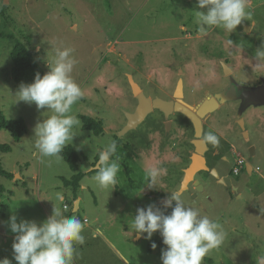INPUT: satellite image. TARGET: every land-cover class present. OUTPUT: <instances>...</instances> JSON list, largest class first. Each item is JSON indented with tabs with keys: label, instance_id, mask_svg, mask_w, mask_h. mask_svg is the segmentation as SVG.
Listing matches in <instances>:
<instances>
[{
	"label": "rangeland",
	"instance_id": "rangeland-1",
	"mask_svg": "<svg viewBox=\"0 0 264 264\" xmlns=\"http://www.w3.org/2000/svg\"><path fill=\"white\" fill-rule=\"evenodd\" d=\"M248 4L250 18L227 33L217 27L201 31L196 11L206 13L208 9L199 8L198 0H0V111L9 121L23 120L28 129L16 141L10 130L0 128V145L12 148L0 150V170L20 175L0 177L6 188L0 206L8 207L6 215L0 209V259L18 264L12 248L15 234L9 227L12 215L17 222L42 223L53 214L54 203L63 212L69 204L73 211L79 200L76 217H87L90 223L89 228L84 224V240L76 245L74 264H128L124 257L129 264H162L159 255L167 246L159 255L158 251L150 253L147 248L155 233L151 239L140 237L131 222L137 208L162 205L169 192L183 187L185 203L199 208L224 232L221 245L211 249L202 264H264V106L246 109L242 116L245 128L239 120L236 123L240 107L233 101L204 117L202 135L213 132L219 144H207L208 168L192 178L188 170L193 163L196 127L190 119L175 112L167 126L157 110L138 122L132 119L140 105L132 79L146 97L165 99L183 80L184 99L193 105L205 93L225 88L230 77L246 86L262 83L264 64H258L255 53L264 46V0H248ZM18 40L33 52L45 73L50 70L48 63L55 60L57 47L74 49L77 63L72 75L83 95L72 106V113L79 119L80 115L101 119L105 131L97 136L85 130L80 119L76 136L67 146L80 154L81 170L91 172L107 145L117 138L129 145L117 153L121 170L115 189H101L93 180L95 173L83 179L76 195L64 185L62 178H71L73 171L62 156L34 155L35 126L52 113L18 101L19 86L29 84L16 82L12 74L11 54ZM245 139L254 144L256 158L246 146L241 147ZM232 143L234 150L238 144L233 162L237 157L248 158L257 171L255 190L240 187L233 197L212 173L216 169L224 174L217 152L227 154ZM152 166L164 171L157 187L149 189L146 170ZM197 182L203 191L197 190ZM57 193L63 195V204L56 201Z\"/></svg>",
	"mask_w": 264,
	"mask_h": 264
},
{
	"label": "clouds",
	"instance_id": "clouds-1",
	"mask_svg": "<svg viewBox=\"0 0 264 264\" xmlns=\"http://www.w3.org/2000/svg\"><path fill=\"white\" fill-rule=\"evenodd\" d=\"M198 7L208 9L206 13L196 11L202 32L217 27L232 33L251 16L248 0H198ZM255 56L258 64H264V46L256 50ZM76 63L72 47H57L54 62L48 63L50 70L43 76L38 72L34 82L19 86L16 93L18 101L34 103L38 109L47 108L52 113L35 126L34 155L60 159V154L76 136L74 130L81 125V121L72 113V106L83 95L72 75ZM202 141L217 146L219 137L208 132ZM116 153L117 144L114 141L99 153L93 180L101 189H115L118 184L121 164L119 156L113 159ZM163 171L159 166L149 167L146 170V187H157V180ZM169 193L162 205L164 209H172L170 214H165L155 204L139 207L131 228L138 236L146 233V239L160 232L163 244L167 246L162 250V264H202L208 252L221 245L224 232L216 221L202 214L199 208L185 203L183 187ZM55 199L63 204L61 193H57ZM17 220V216L12 215L9 227L15 234L12 248L18 264H74L76 245L84 240V223L79 218L65 216L54 203L53 214L42 223ZM152 247L155 249L156 244L153 243ZM0 264H12V261L4 258L0 259Z\"/></svg>",
	"mask_w": 264,
	"mask_h": 264
},
{
	"label": "water",
	"instance_id": "water-1",
	"mask_svg": "<svg viewBox=\"0 0 264 264\" xmlns=\"http://www.w3.org/2000/svg\"><path fill=\"white\" fill-rule=\"evenodd\" d=\"M132 81L133 91L140 99V105L137 113L132 117L133 122L142 120L147 114L154 109L162 111L165 115L167 126H171V115L175 112H180L187 116L196 127V135L194 139L195 152L193 153V163L188 170L189 178L202 170L206 169V159L204 154L208 148L207 144L202 141L203 138V118L215 112L221 104L229 101H240L239 116L241 117L246 109L250 106H264V80L257 86H246L238 83L233 77H230L229 84L220 92L209 94L205 99L193 105L184 99V83L180 80L173 100H166L161 97L148 98L143 92L139 84ZM241 125L245 128L244 119L240 120ZM247 169L250 173L253 171V165L247 164ZM95 170V168H94ZM213 175L218 176L216 170H212ZM20 177V175L15 176ZM197 190L203 191L204 187L200 182L196 183ZM197 194L194 195L196 197ZM80 201L77 200L74 207V212L79 210Z\"/></svg>",
	"mask_w": 264,
	"mask_h": 264
},
{
	"label": "trees",
	"instance_id": "trees-1",
	"mask_svg": "<svg viewBox=\"0 0 264 264\" xmlns=\"http://www.w3.org/2000/svg\"><path fill=\"white\" fill-rule=\"evenodd\" d=\"M11 57L14 62V68L12 74L16 82L32 83L34 82L35 76L38 72L40 73L41 76L45 74L43 69L35 60L33 56V52L22 41L18 40L16 42ZM79 117L82 120L83 128L85 130L91 131L97 136L104 134L105 131L104 123L101 119L87 115H80ZM0 128L10 130L14 134L16 141H20L21 138L28 131L27 126L23 120L9 121L4 117L1 111H0ZM115 143L117 144V153L122 146H126L127 148H130L129 145L124 144L121 138H117ZM11 149L12 148L9 145H0V150L9 151ZM117 153L115 156H113V159L116 158ZM60 156H62L66 160L71 170L73 171V175L71 178H62L64 181V185L68 188L71 187L74 193L77 195V192L81 187L82 181L85 178V176L94 174L96 172L94 170L91 172H84L81 170L80 167L81 156L72 146L65 147L64 151L60 154ZM127 173L129 174L130 177L131 171L127 170ZM0 177H5L7 179H14L15 175L13 173L0 170ZM130 182L131 184H133V180L131 177H130ZM4 191H5V187L0 183V196ZM157 207H160L163 211H165V214H170L172 211L171 208L164 209L163 205H157ZM0 209L2 213L5 214L6 207L2 205L0 206ZM74 215H75L74 211H70L68 214H66L67 217H71ZM144 235L147 234L145 233ZM153 243L156 244L155 249H153L152 247ZM164 247H166V245L163 244V238L160 232L157 231L154 234V237L150 240L147 250L150 253L157 250L158 254H161V250Z\"/></svg>",
	"mask_w": 264,
	"mask_h": 264
},
{
	"label": "flooded vegetation",
	"instance_id": "flooded-vegetation-1",
	"mask_svg": "<svg viewBox=\"0 0 264 264\" xmlns=\"http://www.w3.org/2000/svg\"><path fill=\"white\" fill-rule=\"evenodd\" d=\"M260 84H258V85H260ZM175 91H176V89H174V91L172 92V95L166 96L167 97L166 100H173V99H175L174 98ZM218 92H220V91H218ZM209 94H212V93H209V92L205 93V95L202 98V100L205 99ZM163 99H165V98H163ZM233 102H236L238 104V106L240 107V101H233ZM221 105H223V104H221ZM154 110H157V111L161 112L162 115H164V113L162 111H160L158 109H154ZM238 116H239V114H238ZM242 116L241 117L239 116V118L237 119L236 123L238 122V120L240 122V120L242 119ZM164 117H165V115H164ZM251 139H245V141L241 143L242 144L241 147H245L246 146V148H248L250 150L251 157L252 158H256V156L254 157V150H253L255 146H254V144H250ZM237 145H234V147H236V150H234L233 149V143L230 144V147L228 149V153L227 154H222L221 155L219 151L217 152V154L220 155L219 158L221 160V161H219L218 164L221 167H223L224 174L218 173V176H215L214 175V177H216V179H217L216 180L217 183L220 184V186L222 188H226L230 192V195L232 197L235 194L238 195L240 193V191H241L240 190V187H242V188L245 187V188H247L250 191H254L255 190V183L254 182L256 181V180L253 181L254 172L256 170L254 169V171H252V173H250L248 171V169H247V164L250 163V160L248 158L247 159L245 158V160H246L245 167H243V169H241L238 173L235 172V170H234L235 161L233 162V155H235L237 153V149H238L237 148L238 147ZM240 149H242V148H239V150ZM249 176H252V177H249Z\"/></svg>",
	"mask_w": 264,
	"mask_h": 264
},
{
	"label": "built area",
	"instance_id": "built-area-1",
	"mask_svg": "<svg viewBox=\"0 0 264 264\" xmlns=\"http://www.w3.org/2000/svg\"><path fill=\"white\" fill-rule=\"evenodd\" d=\"M245 165H246V160H245V158L244 157H237L236 159H235V166H234V170H235V172L236 173H238L241 169H243V167H245ZM65 209H71V207L68 205V204H66L65 205ZM82 222L83 223H88L89 222V219L88 218H84L83 220H82Z\"/></svg>",
	"mask_w": 264,
	"mask_h": 264
},
{
	"label": "crops",
	"instance_id": "crops-1",
	"mask_svg": "<svg viewBox=\"0 0 264 264\" xmlns=\"http://www.w3.org/2000/svg\"><path fill=\"white\" fill-rule=\"evenodd\" d=\"M195 149V148H194ZM28 165H30L29 163H27ZM95 174V173H94ZM91 175H93V174H91ZM72 177V176H71ZM86 177V176H85ZM5 178V177H4ZM7 179V178H6ZM5 191H6V188H5ZM79 191V190H78ZM77 194H78V192H77ZM2 195V194H1ZM28 196H29V194H28ZM240 198H242V196L240 197ZM0 199H1V196H0ZM69 205V204H68ZM70 206V205H69ZM6 208H8L7 207V205L5 206ZM79 208H80V204H79ZM64 215L66 216V214H68L70 211H69V209H65V205H64ZM6 211H7V209L5 210V214L4 215H6ZM74 211V210H73ZM74 216H76V214L74 215ZM78 218V217H77ZM87 218V217H86ZM81 220V219H80ZM82 221V220H81ZM88 223H90V220H89V222ZM88 223H84L85 225H86V228H89L88 227ZM98 236V234L95 232L94 233V237H97ZM144 236V235H143ZM143 236H140V237H143ZM108 243L109 244H111L112 245V247L113 248H116V246H115V244L114 243H112V242H110V240H108ZM118 253H120L119 251H117ZM155 252H157V250H155L154 251V253ZM153 253V252H152ZM121 255V254H120ZM157 255H159V254H157ZM162 255V254H161ZM161 255H159L160 257H161ZM121 256H123V255H121ZM124 257V256H123ZM124 259L126 260V262H128V264H129V259H127V258H125L124 257Z\"/></svg>",
	"mask_w": 264,
	"mask_h": 264
}]
</instances>
